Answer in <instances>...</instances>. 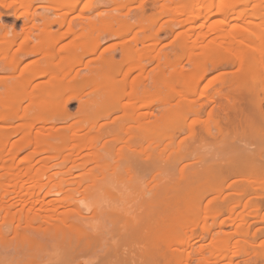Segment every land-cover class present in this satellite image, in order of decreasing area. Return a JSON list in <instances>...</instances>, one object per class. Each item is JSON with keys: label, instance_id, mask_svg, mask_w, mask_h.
I'll use <instances>...</instances> for the list:
<instances>
[{"label": "rangeland", "instance_id": "374dc122", "mask_svg": "<svg viewBox=\"0 0 264 264\" xmlns=\"http://www.w3.org/2000/svg\"><path fill=\"white\" fill-rule=\"evenodd\" d=\"M187 1L175 0L170 5L174 7L178 2L188 3ZM204 1L200 0V4ZM58 2L59 0H0V151L18 153V157L16 156L15 159L16 164L20 162L21 165L24 164L23 167L26 166V170L20 167L21 171L19 172L24 175L23 178L27 176L26 180L28 179L24 170L27 171V165L33 162V160L32 162L29 160L30 163L27 161L26 165L25 157L31 151L35 153L38 151H35L34 148L40 150L44 145L49 147L46 144L40 145L41 148L39 145L37 146V138L45 137L41 141L53 139L51 141L54 142L53 144L56 142V145H64L69 136L71 143L67 142L65 147L61 146L63 149L67 148L64 152L69 153L73 151V148L77 150L80 147L79 149H82L81 152L79 151L81 154L74 150L75 153L72 156L74 161L76 160L74 157H78L79 154L87 155L78 157L79 162L78 159L75 161L76 167H73L72 160L69 163L65 161L66 164L61 165L65 171L66 169L71 170L70 167L74 169L72 171H74L75 176L70 175L74 177L73 181L70 180L73 184L65 185L66 188L79 186L83 190L87 191L88 189L87 192H90V196L86 199L87 204H92L96 200L93 199L90 189L93 181L102 179L109 183L110 187L106 184L105 187H113L111 192L106 195L105 202L102 200L105 195L103 198L101 197L102 201L99 199V202H104L106 206L110 200L115 201L118 198L117 195L123 196L121 203H123L122 199L124 198L126 201L135 197L136 200L138 199L137 201L134 200L135 203L140 202L144 197L141 192L150 187L155 188L158 182L167 183L173 187L171 196H176L177 192L184 187L197 189L202 186L210 191L212 197H215L220 195L218 191L226 185L228 188H225L222 195L223 199L227 198L234 204L242 199L250 201L252 206L258 203L264 205V168L260 169L261 166H264V157L262 158V154L258 152L264 148L260 145L262 143L261 137H257L258 129L263 127L261 124H264V112L256 118V122H260L259 128L256 125H252L251 128H244L242 134L245 135L236 137L235 131V133L229 131L231 125L229 124V128H227V121L220 116L217 117V114L212 115V112L211 114L204 112L201 115H195L184 110V108L188 109L191 104L195 103L207 105L210 112L213 107L225 103V99L215 98L217 96L214 95L215 91L219 90L224 83L229 85L225 91H229L230 94L238 97L235 99V104H241L245 101L242 106L244 105L247 109L249 104L246 105L247 99H244V97L246 98L244 91L247 92V90L259 87L264 89V74H261L264 73V0H216L214 9L234 5L238 11L248 9L249 16L244 17L248 22H251L249 26L252 30L250 29L251 31L245 35L244 46L239 47L240 45L237 46L235 43H225L228 48L223 45L224 47H220V50L213 49L214 52L206 50L203 46L211 44L210 42L218 35V26L222 25L223 22H230L232 19L238 18L237 10L236 13L233 12L234 14L231 13L230 15L217 14L211 16L209 20L207 18L206 20L204 16L200 17L201 19L197 17L196 20L192 21L194 22L192 29L191 23L188 24L185 21V19L190 18L189 15L186 17L187 13L181 12V14L176 10L170 13L162 12L161 9L158 11L153 9L155 5H158V0L147 1L149 8L144 15L141 14L140 10L142 0H80L78 7L66 18L60 16L64 9L57 12L53 10L54 7H57ZM10 3L12 6L6 8L5 5ZM86 5L89 6L88 9H84ZM15 13H18L19 16H16ZM56 17L60 21H65L63 26L52 23ZM204 19L208 22H206V26L202 24ZM92 22L95 23L93 26ZM239 24H242L241 20ZM126 28L130 31L127 32ZM142 29L145 31L143 32ZM150 29L160 30L156 46H152V43L156 41L142 43V36L145 33L148 34ZM187 33L196 37L200 35L201 40L199 42L192 41L187 48H183L182 44L184 37L188 35ZM123 42H125L124 45L121 44ZM112 44L115 46L110 47ZM135 48L140 50L139 53H135ZM28 52H33L34 55H27ZM205 53L219 59V62L214 67L209 65L210 69L207 70L205 77L200 79L204 74L202 73L203 70L196 67L195 60L192 61V59ZM130 55H133L132 60L129 59ZM240 59H246L247 63L251 64L250 66L254 68V76L247 77L240 73L239 67H236L232 61L237 62ZM140 60L147 66L146 72H141L135 67L136 62ZM178 70L185 72L182 83H180L182 81L180 78L177 81L169 78ZM137 78L146 84L145 88L150 89L149 92L151 93H140L141 96L135 95L133 98V94H136L137 85L135 82ZM102 81L103 83L100 84ZM121 81L124 82L121 83L122 87L119 84ZM152 83L156 85L155 88L154 86L152 88ZM119 90L126 91L122 94V91ZM155 90H160L162 97L167 95V97L174 99L175 104L182 102L183 106L179 113H176L177 115L165 121L168 123L163 122L164 127H160V124L156 122L154 125L161 129L157 128V130L155 127L154 130L156 131L154 134L152 133L153 135L151 134V137L140 141L138 137L134 136L135 133L143 129L144 126L147 128L148 123L150 124L155 120L156 115H159L165 106L156 100L159 97L154 93ZM174 93H178L177 96ZM262 96L264 107V94ZM141 97H149L148 99L155 100L151 108L144 106L142 116L138 117L137 114L136 116L134 114L129 116L125 111H114L116 106L123 104L122 101H128L130 98L140 101ZM106 100L114 106V112L108 113L106 111L105 106L109 104ZM103 103L106 104L104 107ZM231 103L228 105L233 106L234 104ZM215 110L217 109L215 108ZM250 111L248 109V112ZM185 114L190 115L183 117ZM175 116L178 120L175 119ZM173 119L180 123L184 122L183 119L187 120L182 124L192 126L195 130H191L189 127L181 131L179 127L183 125L178 123L180 126H177ZM34 121L37 123L36 125L33 123ZM160 123L162 124V122ZM219 125L224 126L228 131H220ZM178 130L180 132H176ZM59 137L61 140L64 137L67 138L62 142ZM77 137L80 139L78 140ZM167 137H174L175 140H168ZM162 138L164 141L160 142ZM3 144L7 145L3 147L5 150L2 148ZM77 146L78 148H76ZM41 150L43 151V149ZM98 151L108 155L107 162L103 163L104 161L97 154ZM253 151L258 154L254 155ZM54 152H51L50 155L43 152L38 153L36 157L33 156L35 159L34 164H32L35 167L33 169L38 170L45 165H53L58 160L60 162L62 157L53 159L54 155L57 154L53 155ZM70 153L72 154V152ZM71 154L69 155L71 156ZM248 154H253L255 159L250 160ZM47 155L52 160L45 164L43 160H47ZM44 157L46 159L42 160ZM12 160L14 159H8V162H5V165L7 164L6 169H11L9 164ZM32 166L30 165L29 168ZM1 169L3 168H0V175L2 172L4 175L9 172L4 171L5 169L1 171ZM182 169H184L183 174L181 173ZM243 171L252 174L253 177L257 175V181L241 180V176L235 175V173ZM20 173L18 176L19 179L21 177L20 181H25ZM3 177L5 176L1 178ZM16 178L14 183L17 184ZM44 181H48V178L45 177ZM113 181L118 182H115L117 184L116 189ZM0 182L2 183L3 179ZM31 183L34 182L29 181L28 185ZM117 190H122V192L119 191L120 193H118ZM41 191L43 195L47 189ZM61 195L63 196L64 193L56 194L53 198H61ZM146 198L148 199V196ZM5 199H9L8 196ZM119 202L120 200L115 202L118 208L113 202L117 212L124 210L119 208V205L122 206ZM126 202L131 206L133 205L129 200ZM2 205H0V240L5 239V237L7 239L9 235H14L16 240L11 245L0 241V264L92 263L90 261L95 253L90 246L68 250L58 248L61 243L78 238L73 231L65 234H52L50 237L41 236L32 229L27 230L26 222H22V226H18L17 221L3 218L5 211ZM137 205L139 203L134 208L130 206L131 211L135 210ZM111 206H108L110 208L108 210L116 212L114 207H112L113 210L111 209ZM126 207L123 206V208ZM144 207L143 209H145ZM262 207L260 213L263 216L264 206ZM63 209L61 210L63 211ZM242 209L240 207L238 211H242ZM191 211V215L197 213L202 219L205 218L206 214L203 209L199 213L194 210ZM145 215L147 214L145 213L142 217ZM226 216L224 215L221 220H224ZM248 218L249 224L252 225V231L264 233V222H260L261 220L258 222L255 219L253 222L252 216L251 219ZM211 221L212 219H207L203 223L211 224ZM43 223L42 221H35L33 225L39 227ZM89 225L92 226L93 221ZM225 230L231 234L234 232L229 226H226ZM91 233L92 231H90V236ZM166 239L167 234H159L155 237L154 243L163 245ZM240 239L241 237L235 235L227 241L223 238L219 241L218 247H225L228 241L234 244ZM259 239L262 238L257 239L255 245L257 249L260 248L261 244ZM202 242L204 241L200 240L198 244ZM109 243L113 244L115 240L110 239ZM134 246L137 248L138 245ZM57 256L61 259L58 260ZM246 259L239 257L234 261L226 260L222 264L252 262L251 259ZM259 261L262 260L259 259L257 260L258 263L252 262V264H264V261Z\"/></svg>", "mask_w": 264, "mask_h": 264}, {"label": "bare ground", "instance_id": "6f19581e", "mask_svg": "<svg viewBox=\"0 0 264 264\" xmlns=\"http://www.w3.org/2000/svg\"><path fill=\"white\" fill-rule=\"evenodd\" d=\"M79 1L80 0H59L58 5H56L57 7H54L53 10L57 12L59 10L64 9V12L60 16L66 18L70 13L74 11V9L78 7ZM147 1L148 0H142L141 6H140L142 15H144L147 9L149 8L147 7ZM173 1L175 0H158L159 2L158 5H155V8L153 7V9H156L157 11L161 9L162 12L164 11V12H170V13H172V11L175 12V10L178 13L185 12L187 13L186 17L188 15L190 16V18H187L188 20L185 19V21L188 22V24L191 23V27L194 25V24L192 25V23H194L192 21L196 20L195 18L197 17L200 18L204 16L205 19L207 18L209 20L211 16H214L217 14H222V15L229 14L230 15L231 13L233 12L236 13L238 11L237 10L238 8H236L235 5L232 7H227V8L219 7L217 9H214V6L216 5V0H205L204 3H202L204 5L200 4V0H188L187 1L188 3L178 2L176 6L174 7L170 5V3H172ZM11 6H12L11 3L5 5L6 8H9ZM88 8H89L88 5L84 7V9H88ZM237 13H238V18H235V20L232 19L233 22L232 21L223 22L222 25L218 26V29H217L218 35L210 42L211 44L203 46L204 48H206V50L210 52H214V50H218L220 47L223 48L224 47L223 45H225V43H231V44L235 43L237 44V46L240 45L239 47L244 46L243 45L244 40L246 41L245 35H247L252 30L251 26H249L251 22H248L247 19H245L244 17L248 15V9L247 10L241 9ZM15 15L19 16L18 13H15ZM206 20L203 21L204 23L201 22L202 24H204V26L207 25ZM240 20L242 24H239ZM237 21L238 23H236ZM52 23H56V24H59L60 26H63L65 21L64 20L60 21L59 18L56 17L53 19ZM201 23H200V26H201ZM94 24L95 23L92 22V26ZM126 31L127 32L130 31V29L126 28ZM142 31L144 32L145 30L142 29ZM159 31L154 30V29L148 30V34L145 33L142 36V43L145 44L146 43L145 41H156L152 43V46H156L158 44L157 40L159 39V33H160ZM199 40H201L200 35L196 37L195 35L190 36L188 34L184 37V43L182 44L183 48L184 47L187 48L190 42L192 41L199 42ZM121 44L124 45L125 42ZM112 46L114 47L115 44L110 45V47ZM94 48L96 49V47ZM137 49L138 48H135V53H139L140 50H137ZM208 51L206 52L208 53ZM30 54H33V52L32 53L28 52L27 55H30ZM129 59L132 60L133 55H130ZM193 60H195V66L203 70L202 73L204 74L203 76H201L200 79H202V77H205L207 70L210 69L209 65H213L214 67V66H217L219 62V59H215L214 57H212V55H209L206 53L201 54V55L199 54V56L193 58L192 61ZM232 61L236 67H239V71L243 75L247 77L255 75L254 68L250 66L251 64L247 63L246 59H240L237 62L234 60ZM135 67L139 69V71L141 72L147 71V66L142 63V60L136 62ZM261 74H264V73H261ZM183 77H185V72L179 71V70L177 73H173L172 77L169 76L170 80H172L173 78L177 81V79L179 80L180 78V81L182 80L181 82L179 81L180 83L183 82L184 80ZM102 83L103 81L100 84ZM121 83L123 84L124 82L121 81L119 83L120 86L122 87L123 85ZM143 83L144 82H142L140 79L137 78L135 82V85H137L136 87L137 89L135 88L136 94H133V98L135 95L136 96L140 95V93L141 94L151 93L149 92L150 89L145 88L146 84H143ZM154 83H152L153 84L152 88L153 86L154 88L156 86L154 85ZM110 85H113V84H110ZM158 87L157 89H159ZM168 87L170 86L168 85ZM228 87L229 85L224 83L219 90L215 91L214 95L217 96L215 98H219V97L223 98L225 99L224 101L225 103L223 104L221 103V105L213 107L210 112L207 109V105H200V104H195V103L191 104L188 107V109L184 108V110H188L187 113H194L195 115H201L204 112L210 113V114L212 112V115L217 114V117L220 116V118H223L224 120L227 121L228 123L226 125L227 128H229L228 127L229 124L233 127L232 128L230 126L231 128V130L229 128L230 132L235 131L237 134L236 137H241L245 135V134H242L244 132L242 129L251 128L252 125H256V127L258 126L259 128L258 124H260V122L259 121L256 122V118L260 117L264 112L263 96H262V94H264V89L259 87V88H252L249 91L247 90V92L244 91V93H246V98L244 97V99L245 100L247 99L246 105L249 104L248 109L249 111L251 110L250 112H248L247 107L245 108L244 105L242 106V104L245 101L242 102L241 104H237V103L235 104V99H237L238 97L230 94L229 91H225L228 89ZM124 91H122L121 93L123 94ZM155 91L154 93L159 97L156 100L165 106L160 111L159 115H156L155 120H153L150 123L151 125L148 123L147 128L146 126H144L145 128V129L143 128L144 130L140 129L139 131L135 133L134 136L138 137V140L140 141L148 139L147 137H151L154 134V132L156 131L154 130V128L156 127V125L154 124H156V122L157 124H160L159 125L160 127H164L163 122L171 119L170 117L177 115L183 106L182 102L175 104L174 99H172L171 97H167V95L166 97H162L163 95L161 96L160 94H162L163 90L162 92L161 91L159 92L157 90ZM177 94L174 93V95L176 96ZM241 95L243 94L241 93ZM133 98H130V100L125 101V102L122 101L123 104H119L118 106H116L114 108V111L116 110L125 111L126 114H128L129 116L133 114L134 116H136L137 114L139 115L138 117H140L142 116L141 114H143L142 109L145 108L144 106H148L151 108L155 101L154 99H148L149 97H146V98L141 97L140 101L138 100L135 101V99ZM106 101L109 104H107L108 105L107 106L105 103H103V107L106 105L105 109L106 111H108V113L114 112L113 111L114 106L110 104V101L108 100ZM229 103H231L232 105L234 104V105L229 106L228 105ZM215 108L217 110L214 111ZM189 115L185 114L183 117H188ZM175 119H176V116H175ZM176 120L173 122H176ZM187 120L183 119L184 122H186ZM160 122H162V124ZM33 123H35V125L37 124L35 121ZM165 123H168V122H165ZM176 123H177V126H180L178 125V123L182 124L179 121H177ZM261 126L263 127H261L262 129L261 128L258 129L259 134L257 135V137H261L260 141H262V143L260 145L262 146V148H264V124H261ZM189 127L191 128V130L193 129L192 126H188L186 124L183 125L182 127L180 126L179 128H181L180 130L182 131L184 129L186 130V128H189ZM157 128L158 127H156L155 129ZM227 128H224V126L222 125L218 126V129L220 131L227 130ZM158 129H161V128H158ZM176 132H180V131L178 130ZM75 133L74 135L77 134ZM210 134L213 135L212 132H210ZM40 138L41 137L37 138L38 140V142L36 143L37 146L38 145L42 146V144H46L51 148L49 147L47 148V146L45 145L42 146V148L40 146V148L43 149V151L41 149L40 151L38 148H34L35 151L38 150L40 152L36 151L35 153L31 151L30 152L31 154L29 153V155L25 157L26 165H27V161L29 162V160H31L30 162H32V160L34 162L35 159H33L34 158L33 156L36 157L38 153H43V152H45V154L49 153L50 155L51 152L55 151L53 155L55 153L57 154H55L54 155L55 157L54 158L52 157V158L57 159L59 157H62V159L60 160V162H58L59 161L58 160L56 161L55 164L47 166L45 164H47L49 160H52L51 157L49 159L47 155L46 156L47 160H43V159H46V157L42 158V160L45 161V164H44L45 166L43 165L44 167H40V169L38 168V170L37 169L34 170L33 168L35 167L32 166V164H34L32 162V164H30L32 167L29 168L30 165L28 164L27 171H25L26 166L23 167L24 164L21 165L20 162L16 164L15 162V159L18 157V153L12 154L11 151H10L11 153L6 152V151H0V168H3L1 169V171L4 169H5L4 171L6 170L7 172L9 171L8 172L9 174L7 173V175L2 174L4 172L1 173L2 176H5L3 178H1L2 176L0 175V178L3 179V182L2 183L0 182V192H1L0 193V205L3 204L2 206L4 207V211H5L3 218H10L12 219V221H17L19 223L18 226H22L21 223L26 222L27 230L32 229L33 231L39 233L41 236L50 237L52 234H57V233L65 234L69 231H73L75 235L78 236V238H76L73 241L61 243L58 246L60 250L85 248V247L90 246L94 250V253H95L94 257L90 261L92 262L91 264H222V262L226 260L234 261L236 258H239V257L241 258L244 257L245 259L247 258L246 260L251 259L253 263H256L257 260L259 259L264 261V233L261 232L260 234L257 231H252V225L251 223L249 224V218H248L250 217L251 219V216H252L253 222H254V219L258 222L260 220H261L260 222H264V215L262 216L260 213V211L263 208L262 206L264 205H261V203H258L255 206H252L250 201H244L242 199L240 201H237L236 204L232 203L227 198L223 199L222 195L224 194L225 188H228V186L226 185L225 187L221 188L218 191L220 195L215 196V197H212L210 194V191L206 190V188L202 186H200L201 188H197V189H191L190 187H184V188H181L177 192L176 196H171V193L173 192V187L167 183L161 184L160 182H158L156 183L155 188L150 187L146 191L141 192V194L144 197L140 202H137L139 203V205H137V208H135V210L133 209L132 211H131L132 209L131 207L134 208L136 207V204H137L134 201L136 200V197L135 198L131 197L132 198L131 200L128 199L129 202L133 204L131 206L129 203L126 202L128 200L125 201L126 198L122 199V202L127 205H124L123 203H121V198H123V196L120 197L119 195H117V197L120 198L119 203L122 205L121 207L119 205V208L124 209L122 210L124 212L122 211L117 212L115 210V207L118 208L117 203H115L119 201L117 197H116L117 199L114 198L115 201L110 200L109 201L110 204L108 203L109 205L108 204L107 206L104 205V202L106 201L105 197L107 194H109V192H111V189L113 187L112 188L105 187L106 185L109 186V183L107 181L102 180V179H95L90 189L92 192V197H94L93 199L94 200L96 199V200L92 204H87L86 199L89 198L90 196L89 195L90 192L89 193L87 192L88 189L86 191V190H83L79 186L71 187V188L68 187L69 184H73L72 181L74 180V177L70 175L73 174V176H75L74 171H72L74 170L72 168L76 167L75 161L78 159L79 156L81 157L87 154L80 155L81 154L80 152L82 151V149H79L80 147L78 148V146L76 147L78 148L77 150L73 148V151H70L72 152V154L70 152L65 153L64 151L67 148L63 149L61 146L65 147L67 142L71 143V137L69 136L68 138L64 137V139L65 138L68 139V140L66 139V143L64 144L65 146L62 144L60 145L58 143L60 145V148H62V150H60V148L58 147L59 145H56V142L55 144H53L54 142L53 143L51 142L53 141V139L50 141V139L47 137V139L49 140L41 141L45 137L42 139ZM164 138L160 139V142L164 141ZM64 139L62 140L65 141ZM169 139L171 141L175 140L174 137H169L168 140ZM59 140H61L60 137H59ZM6 146L7 145L3 144L2 148ZM56 146L58 149L55 148ZM262 148L260 149L262 150ZM44 149L47 151L49 150V152L45 151ZM70 150H72V148ZM74 150H76L77 152L81 150L79 152L80 153L79 156L77 154L78 157H74L76 159L75 161L72 160V156H74L73 153H75ZM253 152H254L253 153L254 155L258 154L256 151H253ZM258 152L259 154H262L261 156L263 158L264 153L262 152H264V150H262L261 152L260 151ZM69 154H71V156ZM97 154H99V158H101L104 161L103 163L107 162V159H108L107 154H103L101 152ZM253 154L252 155L248 154L250 160L255 159V156ZM8 159H14L12 160L11 164H9L10 165L9 168H11L12 170L11 169L8 170L5 168V166L7 165V164L5 165V162ZM70 160H72L73 162V167H70L71 170L66 169L65 171L64 169H62V166L64 165L65 161L66 162L68 161L67 163H69ZM78 162H79V159H78ZM20 167L22 169L23 168L25 169L24 172L27 173L26 175H28L27 180H26L27 176L23 178L24 175L19 172L21 171ZM56 167H59V168H56ZM54 168H56V170H54ZM262 168H264V166L260 167V169ZM31 171L33 172L37 171L36 173L32 172L31 177L33 179L30 177ZM19 173L21 174V176L23 175L22 179H25L27 184L23 180L22 182L20 181L21 177L19 179L18 177ZM181 173L182 174L184 173V169L181 170ZM235 175L241 176L242 177L241 180H244V179H246L247 181L255 180L254 182L257 181V177H258L257 175H254L256 177H253L252 174H247V172L245 171L235 173ZM56 176L57 177L59 176L58 179H56L57 178ZM45 177L48 178V181L46 182L44 181ZM15 178L18 180V181L16 180L17 184L14 183ZM28 180L30 182L33 181L34 183H31L28 185L29 183ZM70 180H72L71 181L72 183L70 182ZM115 182L116 181L112 182L113 185L115 184ZM65 184L66 185L68 184L67 186L68 188H66ZM116 187H117V184H115L114 188L116 189ZM230 187L231 185L229 186V188ZM43 189L44 190L47 189V191L42 195L41 190ZM117 191L118 193H120L119 191L122 192V190H117ZM61 193H64L63 196L61 195V198L60 197L53 198L54 195L56 194L60 195ZM115 194L113 193L112 195H115ZM50 195L51 196L53 195V196L51 197ZM103 195H105L104 198H103ZM7 196L9 199H5V197L7 198ZM146 196H148V199L146 198ZM140 198H142V196ZM99 199L100 200L102 199L103 201L105 199V201L101 203L99 202L100 201ZM111 201L115 203L116 205L115 207H114L113 202L111 203ZM112 204L113 206H111ZM108 206L109 207L111 206V209L112 207H114V210L116 212H111V210L109 211ZM123 206L124 207L127 206L126 207L127 209L123 208ZM143 207L145 209H143ZM240 207L243 208L242 211H238ZM61 209H63V211ZM201 209H203V211L206 214L205 218L202 219L201 216L197 213L194 215H191V212H192L191 210H194L199 213ZM145 213L147 215L142 217V215H144ZM224 215L225 216L227 215L226 218H224V220H221L224 217ZM207 219H212L211 224L203 223V221ZM35 221H42L44 223L40 225L39 227H35L33 225ZM92 221H93V225L90 226L89 223ZM226 226H229L230 229L234 230V232L231 234V232H228L227 230H225ZM88 229L92 231L91 236H90V231H88ZM198 232H199V235H197ZM159 234L161 235L167 234V239L165 240L163 245L154 243L155 237ZM233 235L239 236L241 237V239L237 240L234 244H231V242L228 241L229 243L227 242L225 247H222V248L218 247L220 245L219 241L221 239L225 238L227 241V240H230L233 237ZM258 238H262V239H259L261 240L259 249L255 247ZM110 239H114L115 243L113 244L109 243ZM15 240H16V237L14 235L13 236L9 235L7 239L5 237V239H2L0 241H3L4 243L11 245ZM200 240H203L204 242L198 244ZM134 245H138L137 248H135L136 246ZM99 252L101 253L100 255H99ZM59 258L60 257H58L57 259L60 260L61 258L60 259ZM262 261H259V262H262ZM68 262L70 261L68 260ZM252 262H247L246 264H252Z\"/></svg>", "mask_w": 264, "mask_h": 264}]
</instances>
